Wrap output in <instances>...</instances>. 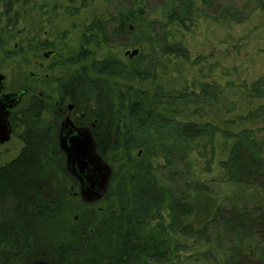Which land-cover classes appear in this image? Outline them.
<instances>
[{
	"label": "trees",
	"instance_id": "trees-1",
	"mask_svg": "<svg viewBox=\"0 0 264 264\" xmlns=\"http://www.w3.org/2000/svg\"><path fill=\"white\" fill-rule=\"evenodd\" d=\"M146 1L134 0L131 7L118 9L107 23L91 21L83 45L99 47L108 35L107 26L112 25L109 35L131 40L132 47L146 46L154 56L188 62L182 45L167 42L164 27L188 30L199 20L240 24L245 19L229 1L213 14V0H162L156 7L158 19L149 18L141 8ZM18 2L0 0L10 26L15 25L13 12ZM83 54L67 60V65L77 66L86 58ZM201 58L192 64L197 65ZM55 81L58 103L39 98L30 101L22 119L28 123L27 146L14 161L0 167V204H9L7 217L0 219V264L39 260L53 264H167L175 254L188 250L177 241L180 238L203 247L191 255V264H264V128L223 132L231 144L219 167L236 190L226 206H217L199 229L188 222L194 214L188 197H176L160 184L149 163L141 160L133 170L126 163L134 151L154 156L158 144L163 168L169 170L187 164L200 142L212 148L220 132L215 124L184 121L179 116L190 108L198 117L206 111L232 114L236 105L226 102L232 91L230 83L193 81L187 85L180 75H159L149 56L140 51L127 62L93 60ZM144 83H148L147 89L141 87ZM239 90L247 99H264V76ZM65 104L73 106V114L84 116L79 119L85 125L93 123L97 153L105 161L118 153L125 159L126 169L115 187H111L112 175L100 201L85 204L75 195L81 208L75 210L73 221L67 213L70 177L57 148L56 127L45 124L59 121ZM262 118L264 106H259L239 120ZM256 132L263 136L258 138ZM52 179L56 181L49 182ZM77 186L72 178L75 193ZM200 187L196 183L194 190L207 191ZM101 204L100 210H90ZM165 208L169 223L162 215ZM65 219L71 220L70 227L59 229ZM149 228L153 233L146 232Z\"/></svg>",
	"mask_w": 264,
	"mask_h": 264
},
{
	"label": "rangeland",
	"instance_id": "rangeland-1",
	"mask_svg": "<svg viewBox=\"0 0 264 264\" xmlns=\"http://www.w3.org/2000/svg\"><path fill=\"white\" fill-rule=\"evenodd\" d=\"M133 1L19 0L14 8L16 21L12 26L8 24V18L3 14L0 6V42L6 45L5 50L11 51L6 62L4 56H0V63L11 89H27L29 95L24 100L23 106L30 96H36L37 93H42L53 102L56 99L54 79L70 74L83 65L89 66L93 60L112 58L127 62L129 58L125 53L135 49L149 56L159 75H180L187 85L193 81L221 86L230 83L232 91H229L226 102L235 103L236 109L232 114L219 116L206 111L198 117L192 115L190 108L179 116L184 121H209L215 124L220 132L215 136L212 148L205 145V141L200 142L190 154L187 164H178L169 170L163 168L164 160L160 156L161 146L158 144L154 146L156 150L154 156L148 157L134 151L126 161L132 170V166L141 160L145 164L149 163L150 172L160 184L171 189L176 197H188V202L194 210L193 217L188 222L199 229L217 206H226L227 199L232 197L236 190L227 182L219 167V162L226 158L231 144V141L223 136V132L235 133L241 129L264 128V118L257 121L239 120L249 111L264 106V99H247L239 90L241 85H250L264 76V0H213L215 5L213 14L218 13L223 2L229 1L234 4L240 10V15L245 18L240 24L199 20L189 26L188 30L176 26L164 27L162 30L167 42L182 45L188 52L190 60L188 62L174 57L154 56L146 46L132 47L131 40L109 35L112 25L107 26L108 35L105 36V41L101 40L99 47L83 45L85 29L91 21L98 19L107 23L109 17L118 9L131 7ZM160 1L162 0H147L141 6L143 13L149 18L158 19L156 7ZM156 29L158 32L162 31L158 24ZM83 51L86 55L85 59L80 60L77 66L67 65V60L80 55ZM45 54H49L47 58H44ZM199 57H202L200 62L197 65L192 64V61ZM27 74H33L35 78H30ZM141 87L147 89L149 86L148 83H144ZM256 136L261 138L263 133L256 132ZM106 162L111 167L114 177L111 187H115L119 178L125 174L126 169L123 164L125 159L117 153L110 156ZM50 181L52 183L56 179ZM196 183L207 191L194 190ZM59 184L60 181L58 189ZM67 193L71 198L67 213L73 221L77 218L75 210L81 207L75 199L78 193L72 189L71 194L69 187ZM8 205L0 204L2 220L8 215ZM103 207L102 204L94 205L90 210L96 211ZM162 215L165 223H169L166 208ZM70 221L65 219L59 229L69 228ZM146 232L153 233L151 228ZM58 233L62 234L63 231L58 230ZM172 239L174 240L175 236H172ZM177 241L181 245H186L188 250L175 254L167 264H191L189 261L191 255L203 251V247L194 244L193 240L180 238ZM39 261L53 264L47 260Z\"/></svg>",
	"mask_w": 264,
	"mask_h": 264
},
{
	"label": "water",
	"instance_id": "water-1",
	"mask_svg": "<svg viewBox=\"0 0 264 264\" xmlns=\"http://www.w3.org/2000/svg\"><path fill=\"white\" fill-rule=\"evenodd\" d=\"M137 54L138 50L135 49L126 52L125 56L133 58ZM48 55L45 54V57ZM1 108L0 110H2ZM72 108V105H68V111H71ZM9 136L8 123L0 116V144L6 142ZM58 143L60 151L65 156V170L68 174H72V178L77 181V193L80 200L85 204L100 201L107 193L112 177V169L97 153L90 130L84 127H75L70 118L66 117L61 122ZM32 264L50 263L36 261Z\"/></svg>",
	"mask_w": 264,
	"mask_h": 264
},
{
	"label": "flooded vegetation",
	"instance_id": "flooded-vegetation-1",
	"mask_svg": "<svg viewBox=\"0 0 264 264\" xmlns=\"http://www.w3.org/2000/svg\"><path fill=\"white\" fill-rule=\"evenodd\" d=\"M6 45L2 42H0V56H4V61L6 62L7 58L10 57L11 51L8 52L4 49ZM44 58L45 55H43ZM30 78H35L33 74H27ZM60 78V77H59ZM59 78L54 79L53 83L56 87V99L52 102L49 100L48 97H45L42 93H37V95H32L28 98L26 105H22L24 100L27 98L28 91L24 88H15L11 89L8 82V77L5 73L4 68L1 66L0 63V116L2 119L6 120L8 123V130L10 131L9 139L0 144V167L4 166L6 164L11 163L14 161L24 150V148L27 146V133H28V123H25L22 121L23 119V113L26 112L29 108L30 101L34 100L35 98H39L43 100L45 103H58V96H57V83L55 80H58ZM17 101V102H16ZM16 103V104H15ZM68 105L65 104L61 109V119L57 122L53 123H45L47 126H54L56 127L54 131V135L56 136V144L58 151L59 149V143H58V135L59 130L61 126V122L64 118L69 117L72 123L77 128H88L93 136L92 129L94 128V125L92 122L89 123V125H85L83 121H81L79 118H83L84 116L82 114H73V108L71 111H68ZM46 116L45 113L42 112V117L44 118ZM72 136V134H71ZM94 138V136H93ZM95 141V140H94ZM60 153L63 155V162H65V156L60 151ZM70 177V185L69 190L72 194V174H69ZM78 191V186H77Z\"/></svg>",
	"mask_w": 264,
	"mask_h": 264
}]
</instances>
